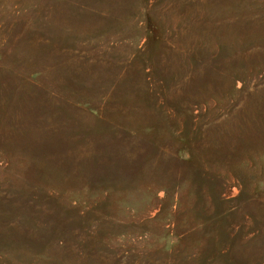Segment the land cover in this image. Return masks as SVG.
Listing matches in <instances>:
<instances>
[{
	"label": "rangeland",
	"instance_id": "obj_1",
	"mask_svg": "<svg viewBox=\"0 0 264 264\" xmlns=\"http://www.w3.org/2000/svg\"><path fill=\"white\" fill-rule=\"evenodd\" d=\"M0 264H264V0H0Z\"/></svg>",
	"mask_w": 264,
	"mask_h": 264
}]
</instances>
